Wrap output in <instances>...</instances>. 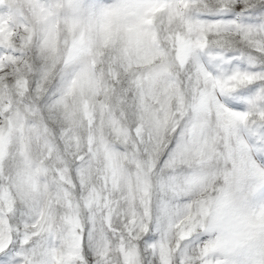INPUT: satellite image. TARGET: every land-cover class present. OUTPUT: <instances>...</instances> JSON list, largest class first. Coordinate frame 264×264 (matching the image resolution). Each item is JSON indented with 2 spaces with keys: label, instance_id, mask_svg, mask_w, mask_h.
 <instances>
[{
  "label": "snow or ice",
  "instance_id": "6c2138e0",
  "mask_svg": "<svg viewBox=\"0 0 264 264\" xmlns=\"http://www.w3.org/2000/svg\"><path fill=\"white\" fill-rule=\"evenodd\" d=\"M0 264H264V0H0Z\"/></svg>",
  "mask_w": 264,
  "mask_h": 264
}]
</instances>
